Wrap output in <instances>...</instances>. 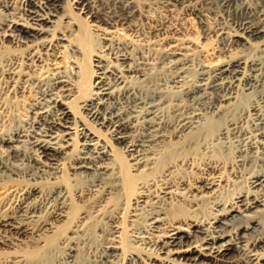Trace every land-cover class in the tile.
Wrapping results in <instances>:
<instances>
[{"label":"bare ground","instance_id":"6f19581e","mask_svg":"<svg viewBox=\"0 0 264 264\" xmlns=\"http://www.w3.org/2000/svg\"><path fill=\"white\" fill-rule=\"evenodd\" d=\"M171 1L182 4L185 0ZM199 1L207 5L213 22H205L206 14L197 6L190 11L199 19L203 36L215 38L221 55L214 63L200 66L195 84L180 78L186 71L180 67L174 86L192 101L208 93L215 99L173 122L157 113L169 101L164 92L140 84L150 73L148 61L136 58L130 42L108 31L110 27L119 33L124 30L120 23L133 25L143 14L133 0H113L118 13L102 12L92 0H23L15 18L0 17V256L5 254L3 246L20 242L27 244L19 252L26 264H40L75 221L82 207L78 201L83 202L86 195L103 200L116 195L125 202L122 221L111 218L107 224L114 244L105 247L100 259L83 263L78 249L69 246L57 264H113L114 260L123 264H152L153 260L159 264H264V224L259 219L264 207V170L251 176L245 190L216 208L217 225L198 222L191 230L170 224L172 230L153 245L151 262L132 251L126 234L125 223L132 211L146 205L151 207L146 234L154 235L171 222V215L172 221L191 226L178 209L163 211L162 202L184 200L194 206L206 197L219 196L224 175L213 173L217 161L206 162L203 174L207 176L170 185L173 173L193 166L191 155L177 156L179 146L190 151L215 134L218 142L243 143L236 145L231 170L256 159L264 164V0ZM0 7L9 12L7 4ZM88 16L100 25L91 24ZM103 24L108 27L101 28ZM178 54L182 55L168 53V62L178 65ZM44 84L46 88L35 91L39 96L29 107L34 123L10 129L27 99L35 95L34 86ZM223 116L224 125L203 133L200 118ZM169 154L175 161L156 179ZM16 157L26 161L23 167ZM68 159L73 163L67 166ZM79 178L87 183L81 189L75 187ZM151 185L158 194L152 195ZM61 217L66 221L58 224ZM184 254L192 255L191 262L178 261Z\"/></svg>","mask_w":264,"mask_h":264},{"label":"rangeland","instance_id":"374dc122","mask_svg":"<svg viewBox=\"0 0 264 264\" xmlns=\"http://www.w3.org/2000/svg\"><path fill=\"white\" fill-rule=\"evenodd\" d=\"M93 1L94 4L99 6L102 12L104 11L107 13L113 11V13H118L119 11V8L113 3V0H92V2ZM133 2L138 7H140L143 14L133 21V25L127 26L121 25L120 23L119 27H122L124 30H120L119 33L113 32L115 29H111L110 27L108 31L112 32V36L130 42L133 49L131 53L136 58L139 60L148 61L150 73L146 79L140 82V84L144 86L145 89L150 91H163L169 99V101L163 105V108L157 112L158 115L166 121L173 122L180 114L195 112L197 109L199 112L201 108L203 109V107L206 108L210 106L215 99V95L213 93H208L199 99H193V101H195L193 102L192 99H186L183 97L178 88L174 86V81L180 75V67H184L186 70L183 74H181L184 76L180 78H184L187 84H195L198 80L200 66L214 63L217 60V57L221 55V51L219 49V51L217 50L219 46L217 45L218 43L215 41V38L213 37L214 40L210 38L206 39L203 36L199 19L197 16H195V14L192 13V11H190L192 6H197L203 13L206 14V17H204L205 22H213L211 15L207 13V5L204 4V1L201 3L199 0H185L182 2V4L175 2L173 4V1L170 2V0H133ZM2 3H5L7 6H9V12H4L2 7H0V17L2 16L3 19H11L12 17L15 18V16L19 14L20 8L23 5V0H0V5ZM3 13H6L5 16ZM83 15H85V13H83ZM87 19L91 22V24L100 25L99 23L93 22V18L91 16H88ZM107 27L108 26H105L104 24L101 25V28ZM66 30L69 32L70 27ZM183 37H187L186 39L188 40H178ZM181 42L185 44L180 45ZM202 44H206L204 48L197 47ZM172 51H176V53H182V55L178 54L180 58V63L178 65L168 62V53ZM46 86L47 84L42 86H34L33 94L35 95L27 99L23 113L18 120H15L13 123H11L10 129L16 128V126L18 127L23 124L34 123L35 116L29 107L31 103L35 102V99H37L39 96V94H36L35 91H41L46 88ZM190 100L193 103H191ZM204 104L206 106H203ZM198 107H200V110ZM152 116L153 115H150L148 118ZM229 117H231V115ZM225 121V117H215L212 120L204 117L199 119L198 124L204 133L213 129L215 130V128L217 129V126L224 125ZM207 138L208 139H206V141L204 140L206 143L203 142L204 144L196 146L197 148L195 147L196 151L193 150L195 148H192L189 151V149H187L185 146L184 149L182 146L177 148L176 153L178 157L191 155L194 158L192 164L193 166L190 165V167H184L173 173L171 175L172 177H169L171 180L170 185L183 183V180L199 179L201 174L204 177L205 174H203V169H205L206 165H208L207 163L217 161V168L213 170V173L216 172L217 175L220 173L222 176L224 175L222 187L219 188V196H217V198H211V196L206 197L200 200L201 202L199 201V205L194 206L193 203L184 200L173 203H161V206L163 205L161 207L163 211L174 213V210L178 209L179 212L183 214H181V218L186 220L188 224H191L190 227H187L186 223L172 221L173 216L171 215V218H169L171 219L172 223L168 222V224L163 227V230L155 232L154 235H148L146 232L149 229V209H151V207L146 205L143 207V209L141 208L137 211L131 210L132 215L127 219V223H125L128 229V231L126 230V234H129L127 235L132 246V251L136 252L137 254H141L140 256L147 262H151L152 260L149 259V257L152 252L153 245L156 242L158 243V241H160L159 239L161 237L163 238L166 232L172 230L173 227H170V224H173L174 227L181 226L184 227V229L189 228L191 230L196 228L194 226L198 222L206 225V223L210 221L211 223L217 225L218 223H216V220L214 219V215L217 214L216 208H222L223 205H226V203L229 202L236 193L241 190H245L248 186L247 184L251 176L264 170V164H262L263 162H261L259 159H256V161L252 160L250 163L248 162L247 164L240 166L241 169L240 167H237L235 170H231V166L234 164L233 160L236 153L235 151L239 148L238 145L242 147L241 144L243 143L236 141V139L231 140L232 145H230L231 141H228V143L225 142L226 144L224 142H220V140L218 142V138L215 134L214 136L210 135V137L208 136ZM236 145L238 148H236ZM199 147L200 150H198ZM173 153L176 155L175 152ZM171 155L174 156L173 154H169L167 159H164L165 161L160 164L161 166H159L158 171H156L155 174L156 179L163 174L162 171L165 170V167L171 164V162L173 163L175 161L172 159V157H170ZM14 160L22 167L26 163L22 157H16ZM67 163V166L71 165L73 163L72 159H68ZM185 168H187V170ZM153 182L154 181H151V183ZM75 183V187H78V189L85 187L87 184L86 180L83 178H79ZM152 186L153 185H151V187ZM152 190L153 196L158 194L155 193L157 188L154 186ZM147 194H149V192H147ZM85 198H83V202L77 200L82 207L79 211V214H77L75 221L71 224V226L67 227V231L63 232L64 236L62 235V237H60L61 239L58 240L56 245L57 247L54 246L48 249L46 258H44L40 264H57L63 256V253H65L66 248L69 246H73L78 249V260L80 263L89 260L100 259L104 254L105 247H109L114 244L107 224L111 218L122 221L121 217L125 202L124 199L116 195L115 197L112 196L107 200L100 199L99 196L96 195H93V197L92 195H86ZM150 198H152V196H150ZM143 199L145 198L143 197L141 200ZM134 203L135 200H133L131 204ZM141 204L143 203L141 202ZM135 206L136 205L133 207ZM263 208L264 207L260 208L262 211L259 213V219H261V222L264 224ZM241 209L244 211L246 210V207L241 206ZM169 218L167 221H170ZM221 219L223 218L221 217ZM64 221H66V218L61 217L59 220H57V223L63 224ZM76 228L81 230L78 231L80 233L77 234L73 232L74 230H78ZM146 235H148V237L144 239V241L141 240V237ZM199 235L203 236V233L201 232ZM68 237H73L74 242L68 243V241H65ZM12 246H3L5 254L0 256V264H26V262L19 255V252L21 253L23 249H26L27 244L18 242L17 245H14L13 247ZM17 250L19 251L17 252ZM15 251L17 253H15ZM190 256L192 255L184 254L178 256V261L181 263H189L191 262ZM113 264H123V261L114 260ZM152 264H159V262L157 260H153Z\"/></svg>","mask_w":264,"mask_h":264}]
</instances>
